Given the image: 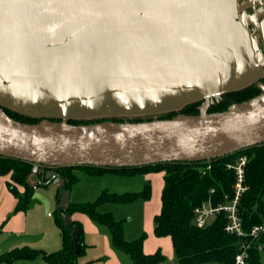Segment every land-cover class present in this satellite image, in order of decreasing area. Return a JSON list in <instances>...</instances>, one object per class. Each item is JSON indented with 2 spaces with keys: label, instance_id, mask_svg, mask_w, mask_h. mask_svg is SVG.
Wrapping results in <instances>:
<instances>
[{
  "label": "water",
  "instance_id": "1",
  "mask_svg": "<svg viewBox=\"0 0 264 264\" xmlns=\"http://www.w3.org/2000/svg\"><path fill=\"white\" fill-rule=\"evenodd\" d=\"M253 17L250 24L244 17L241 19L244 26L255 28L252 56L239 54L238 58L247 60L252 70H258L264 65L260 40L264 27L259 23L260 14ZM148 25L119 30H67L44 37L27 36L24 31L0 24V63L4 64L0 70L10 72L18 68L53 75L100 65L107 72L96 71L94 75L100 74L105 83L91 84L83 78L73 93L52 92V101L76 118L104 112L130 115L128 120L119 122L104 120L74 125L44 118L29 124L13 119L0 106V156L40 166L44 173L46 168L83 165L130 168L166 162H205L264 144V85L260 86V94L234 103L224 111L208 113L213 96H201L197 98L204 101L196 115L179 114L171 119L143 117L141 121H132L131 110L160 112L197 98L189 95L185 84L169 82L172 81L169 77L183 80L174 73L154 74L144 68L139 73L147 80L151 77L147 84L125 81L118 75L136 71L135 66L150 59L162 58L165 63L175 64L178 58L223 56L211 50H172L171 47L167 52L148 53L142 46L154 38L147 35ZM107 60L110 62L104 64ZM139 73L134 72L133 77ZM86 84H90L88 90Z\"/></svg>",
  "mask_w": 264,
  "mask_h": 264
},
{
  "label": "crops",
  "instance_id": "2",
  "mask_svg": "<svg viewBox=\"0 0 264 264\" xmlns=\"http://www.w3.org/2000/svg\"><path fill=\"white\" fill-rule=\"evenodd\" d=\"M238 8V0H0V24L24 31L27 36L48 37L52 33L67 30H119L147 23L149 24L147 35L154 37L142 44L143 49H147L148 53L167 52L171 47L172 50L175 48L211 50L223 56L220 59L203 56L178 58L175 64L165 63L162 58L150 59L144 63L146 65L135 68H145L153 71L154 74L174 73L183 80L185 78L186 81L197 82L194 88H200L201 85L203 89L215 87L217 90H222L227 84L240 83L249 76L253 79L257 75V72L252 71V67L250 71L243 72L236 64L243 62L238 56H252V34L239 20ZM261 27H264V19ZM211 45L216 46V49L210 48ZM106 62L109 63L110 60ZM150 78L148 76V81H151ZM49 171L51 170L47 173ZM73 173L77 177V182L71 189L81 182L80 175L83 173L92 177L103 176L91 175L82 170H74ZM41 174V168L34 166L30 176H36L37 183L36 185L30 183L32 186L37 187L43 181ZM164 175L165 172L160 171L129 176L131 179H139L142 186L149 182L152 192L151 198L143 200V204L139 205L143 210L144 223L132 237L126 235L124 225L125 237L127 236V240H135L146 234L143 243L145 254L161 251L165 261L160 264H179L171 238L157 237L154 233V218L161 210ZM57 179L60 180L59 178L54 180ZM10 182V174L0 175V256L22 246L42 249L48 253L60 250L62 236L58 226L49 225L45 221L40 223L42 227L36 230H41L40 232L30 233L28 224L31 221L29 217L31 206L29 204L26 211H17L19 200L11 191ZM16 188L20 194L24 193L22 186ZM70 190L63 189L59 182L57 193L59 192L60 200L63 201V193ZM55 199L57 202L59 198ZM138 201L140 199L135 202ZM135 202L123 205H132ZM62 204L60 203V207L63 208ZM111 204L118 203H106L100 206L101 212L114 214L107 208ZM52 206L49 204L42 209L40 219L44 220V214H47ZM64 220L67 223L79 222L83 226L87 248L85 254L79 258L80 264H91V260L87 257L92 248L96 251L97 260L101 264H132L125 253L112 246L107 227L79 212L64 216ZM12 235L16 236V239ZM36 235L37 239L34 240ZM0 264H42V262L0 261Z\"/></svg>",
  "mask_w": 264,
  "mask_h": 264
},
{
  "label": "trees",
  "instance_id": "3",
  "mask_svg": "<svg viewBox=\"0 0 264 264\" xmlns=\"http://www.w3.org/2000/svg\"><path fill=\"white\" fill-rule=\"evenodd\" d=\"M258 94V91L249 86L246 89L222 96L220 103L211 107L208 113L226 110L230 105L248 100ZM202 101L187 104L179 111H169L160 114L161 119H171L179 114L196 115ZM13 119L23 123H38L46 117H35L0 105ZM54 121L60 118L48 117ZM148 119V118H147ZM107 119H74L68 123L79 125L100 122ZM112 121H124L123 117H113ZM142 117H134L132 121H141ZM249 160L246 166L247 191L243 194L238 209L243 220L245 230L264 221V144L245 149ZM234 154L223 158L205 162H166L130 168H103L95 166H70L46 168L45 177L38 186H47L55 178L65 180L63 189L70 190L77 182L74 170H82L88 174L101 176L106 173L134 176L146 172L164 171V186L161 195V210L154 218V233L157 237H170L174 254L179 264H233L235 256L240 251L241 244L249 243L248 264H262L260 250L255 246L251 237H237L225 231L227 224L226 213L218 214L214 221L205 227H198L194 209L204 202L212 204H228L233 196L232 185L235 180L234 171L227 168L235 162ZM210 165V168H208ZM35 165L15 158L0 156V175L10 174L9 187L18 198L17 211H26L29 207L34 186L29 183L31 171ZM40 167V166H39ZM41 168V167H40ZM48 170L56 174L46 176ZM41 174V175H42ZM23 186L25 192L20 194L16 186ZM214 192H211V190ZM151 185L146 182L139 192L115 193L107 190L93 201L74 203L66 208L59 207L53 214L57 226L61 231L62 247L58 251L45 252L42 249L29 246L16 247L0 256L5 262H35L42 264H80L87 245L84 239L83 226L79 222L67 223L64 216L74 213L86 214L94 222L107 227L110 232L112 246L125 253L132 264H160L165 261L161 251L154 254H145L143 243L146 234L135 240H127L124 231V221L117 220L110 212H101L99 207L106 203L127 204L139 199L151 198ZM228 196V197H227ZM59 198V192L57 193ZM76 228V229H75ZM76 238L80 249L77 250Z\"/></svg>",
  "mask_w": 264,
  "mask_h": 264
},
{
  "label": "rangeland",
  "instance_id": "4",
  "mask_svg": "<svg viewBox=\"0 0 264 264\" xmlns=\"http://www.w3.org/2000/svg\"><path fill=\"white\" fill-rule=\"evenodd\" d=\"M105 62L104 64H106ZM3 63H0V66H3ZM128 70L121 76L125 81H138L144 84H147V79L143 76L136 75V78L133 77V73H143L142 69H138L136 71ZM98 71L100 74L102 72H107V68L100 67V65H91L89 68H77L73 72H58L56 74L50 75L45 71L42 72H31L26 69H11L9 71L0 70V104L5 105L13 110H17L21 113L32 115L35 117H54L60 118L61 121L69 122L70 120L77 119L72 116L69 112H63L60 109V106L57 105L55 101H52V92L67 94L73 93L76 91L80 82H82L83 78H86L88 82L91 84H99L105 83L106 81L101 78V75L94 73ZM23 72V73H22ZM25 72V73H24ZM138 79V80H137ZM143 80V81H141ZM112 81V79H111ZM98 82V83H97ZM113 82V81H112ZM86 89L88 90L90 84H86ZM86 96V95H85ZM201 97V96H196ZM212 100V99H211ZM194 102V101H193ZM186 104H179L174 109H170L169 111H179L184 108ZM167 110L157 112H141V111H133L131 110L129 113L132 114H147L146 118L149 117H159L160 114L165 113ZM105 113V112H104ZM108 113V112H107ZM143 118V117H142ZM124 119H128L124 117ZM46 176H53L56 174L54 170L49 171ZM81 182L76 184L70 191L63 193L62 200L59 202L56 199L57 189L59 188V182L61 186H64L65 180H53L47 186H34V191L32 193V198L30 201L31 211H30V220L29 221V230L30 233L40 232L36 231L38 228L40 229L42 226L40 223L48 222L49 225L57 226L55 217L53 214L60 207V203L66 208L71 202H88L95 200L104 190L115 193H125V192H139L144 186L139 179H131L129 176L125 175H117L115 173H107L102 177H92L87 174H81ZM29 183L36 185L37 178L36 176H30ZM20 186V185H18ZM23 187V186H22ZM24 188V187H23ZM25 192V188H24ZM23 194V193H22ZM142 199L140 201L135 202L130 205L123 204H111L108 205L107 208L113 211V215L117 220H123L126 235L128 237H132L135 234L137 229L139 228L143 221V210L141 206ZM52 204V209L44 214V220L40 219L41 214L43 212V208ZM100 210V208H99ZM101 211V210H100ZM216 216L209 217L207 219V225L214 221ZM131 221V222H130ZM195 222V220H194ZM40 225V226H39ZM76 229V228H75ZM14 239L16 236L12 235ZM126 236V237H127ZM12 238V237H9ZM34 240L37 239V235ZM12 241V239H10ZM77 250L80 249L78 244V239L76 238ZM44 251V250H43ZM88 252V250H87ZM95 250L92 248L90 254L88 255V259L91 260V264H101L99 260H97V256L95 254ZM260 258L262 264H264V249L260 251Z\"/></svg>",
  "mask_w": 264,
  "mask_h": 264
},
{
  "label": "built area",
  "instance_id": "5",
  "mask_svg": "<svg viewBox=\"0 0 264 264\" xmlns=\"http://www.w3.org/2000/svg\"><path fill=\"white\" fill-rule=\"evenodd\" d=\"M236 157L235 162L228 164L227 168L234 171L235 180L232 185L233 196L228 204L214 205L209 200L194 209L195 223L198 227H205L207 219L212 216H217L221 212L226 213L227 224L225 231L237 237H251L255 246L261 251L264 249V221L261 224L252 226L248 231L245 230L243 220L239 215V203L243 194L247 191L246 185V166L249 160L248 154L245 149L234 153ZM210 168V165H208ZM211 192H214L212 189ZM228 197V196H227ZM249 243H242L240 251L235 256L233 264H248L250 257Z\"/></svg>",
  "mask_w": 264,
  "mask_h": 264
},
{
  "label": "flooded vegetation",
  "instance_id": "6",
  "mask_svg": "<svg viewBox=\"0 0 264 264\" xmlns=\"http://www.w3.org/2000/svg\"><path fill=\"white\" fill-rule=\"evenodd\" d=\"M238 4H239V8H238L239 20H241L244 17L248 23L249 22L251 23L254 21L253 16H255L256 14L257 15L260 14L261 18L259 19V23L261 24V22L264 19V0H238ZM248 29H249V32L251 34H253V32H255V28L253 26H249ZM253 35H255V33ZM251 39H252V36H251ZM260 40H261V48H262L263 53H264V36H263V34L261 35ZM17 54L21 55V57L23 56V54H19V53H17ZM214 56L218 57L217 55H214ZM38 60H39V58H38ZM118 61H120V60H118ZM236 64H238L237 65L238 68L240 70H242L243 72L244 71L245 72L250 71L249 69L252 67L251 64L247 60L243 61V62H237ZM252 71L257 72L256 77H253V79L251 76H249V77H247V79L241 81L240 83L227 84V86H225L222 90H217V88H215V87H212V88L207 87L206 89H203V88H201V85H200V88H194L195 84L197 82L185 80L186 83H184L183 80H176L175 77H169L170 80H172L169 82L172 84H175V85L185 84V89L187 88V92H189V95H191V96H213V97H211L212 100H210V106L207 108V112H208V110L211 107H213L216 104L221 102L222 96H224L225 94H230V93H233L236 91H240V90L246 89L249 86L256 89L258 91V94H260L262 92V89L260 86L264 85V65L259 66L258 70L256 69V70H252ZM189 86H191L192 88H189ZM179 91L183 92L184 95H188L186 92L182 91L181 88H179ZM202 92H203V94H201ZM86 93L88 94V92H86ZM214 96H216V97H214ZM200 100L203 103L204 100L202 98H197V99H193L192 101L186 102L185 104L187 105V104L192 103L193 101L196 102V101H200ZM202 103L198 106V110H199V107L202 105ZM160 112H157V113H160ZM166 112H169V110H167ZM129 116L130 115H114V114H109V113H103V114H97L94 116H90L87 118H77V119L92 120V119H102L103 118V119L111 120L113 117L129 118ZM131 116H132V118H134V117H145V116H147V114H133Z\"/></svg>",
  "mask_w": 264,
  "mask_h": 264
}]
</instances>
